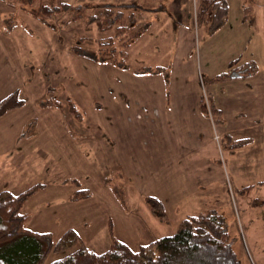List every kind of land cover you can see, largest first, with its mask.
<instances>
[{"label":"crops","instance_id":"0c3cea01","mask_svg":"<svg viewBox=\"0 0 264 264\" xmlns=\"http://www.w3.org/2000/svg\"><path fill=\"white\" fill-rule=\"evenodd\" d=\"M112 2L123 4L100 5H107L110 13L123 8L122 19L129 22L124 50L135 65H107L87 71L86 77L84 55L70 54L61 45L52 51L53 40L46 38L42 44L34 29L28 36L18 26L8 25V12L13 10L0 0V100L16 90L24 101L0 116V179L4 180L0 188L19 193L43 183L23 205L29 214L24 225L48 232L53 241L71 228L87 245L88 240L95 243L93 237L100 233L110 236L111 229L117 239L136 249L162 235L149 234L136 213L123 205L113 191L111 174L130 184L116 188L119 195L160 200L168 222L173 210H184L176 217L178 222L186 215L213 210L215 192L224 189V148L219 140L229 128L222 118L226 100L206 87L191 53L198 0ZM168 34L174 37L171 50L166 46ZM28 37L30 46L33 43L34 50L42 53H35L38 59L29 51L33 49L28 48ZM45 54L58 63L52 66L41 60ZM88 58L107 61L96 53ZM165 60L167 78L137 70L162 67ZM259 89L254 102L264 98V86ZM204 93L217 113L203 111ZM45 98L59 103L40 104ZM30 120L35 121L33 130L20 136ZM241 160L231 158L229 165L244 172L248 168ZM78 188L88 189L90 195L71 199ZM193 205L197 209L191 211ZM116 228L130 232L127 241ZM134 229L139 237H131Z\"/></svg>","mask_w":264,"mask_h":264},{"label":"rangeland","instance_id":"374dc122","mask_svg":"<svg viewBox=\"0 0 264 264\" xmlns=\"http://www.w3.org/2000/svg\"><path fill=\"white\" fill-rule=\"evenodd\" d=\"M112 1L123 0H1L4 5L13 10L8 12L6 21L8 25L18 26L28 36H33L34 29L35 36L42 40V44L46 38L53 40L50 42L52 51L55 45H61L70 54L84 55L86 63L83 71L86 77H88L87 71L92 73V70H101L107 65L114 66L111 61L103 64L106 61L93 62V59L88 58L94 53L99 57L101 51L110 49L109 44L103 43L107 42V37L113 34L112 30L115 26L104 30L102 25L105 26L103 22L107 15L113 14L114 17L117 12L122 14L123 8L110 13L112 10H105L107 5L105 7L100 4H123V2ZM225 1L227 13L224 23L212 32H209L204 25H197L191 52L194 55L195 64L204 73L206 87L222 94L221 101L226 100L222 118L227 120L224 123L229 128L228 133L236 136V139L248 140L241 147V151L239 150L241 153L224 147V189L220 187L219 191L215 192L218 195L213 210L226 218V229L230 237L229 248L234 264H264V98L254 102L259 88L264 86V0ZM43 6L51 8V11H43ZM122 18L123 15L119 18L117 25L127 26L129 22ZM168 35L166 46L171 50L173 36ZM124 36L123 34L122 37ZM30 41L31 37H28V48ZM124 41L125 39L122 38L114 42L112 57L134 66L133 56L125 53ZM30 47L33 50L29 49V51L34 58L42 54L41 51L38 54L37 50H34L33 43ZM42 56L40 59L47 64L50 63L53 66L58 63L48 58L46 54ZM234 60L236 65L247 62L249 69L252 66L253 73L240 79H233L230 84L210 82L211 77L226 71L227 65ZM167 65L168 62L165 60L162 66L168 68ZM79 69H82L81 65ZM206 90L211 93L208 89ZM218 118L221 119L220 116ZM220 142L221 139L219 144ZM231 158L235 160L241 158L248 169L244 172L232 169L229 165ZM253 161L257 163V166L252 165ZM120 179L119 174H111L110 182L113 191L128 210L136 213L135 215L142 221V227L147 229L149 234L156 233L162 236L172 234L178 224L176 217L180 216V212L184 210H173L175 215L172 216V213L168 215L169 222H162L152 215L143 200L144 196L119 195L120 191L115 190L116 188L122 190L124 186L126 188L130 185L127 184L126 179H122L123 181ZM8 180L7 175L5 181ZM130 189L132 190V187ZM196 209L193 205L191 211ZM137 223L135 222L134 225ZM116 229L122 235V239L127 241L126 236H129L130 232L126 228ZM139 236L140 232L134 229L131 237ZM93 240L96 242L87 241L88 248L101 252L108 248L110 236L100 233V236L93 237ZM66 252L51 250L41 264H48Z\"/></svg>","mask_w":264,"mask_h":264},{"label":"trees","instance_id":"16d2710c","mask_svg":"<svg viewBox=\"0 0 264 264\" xmlns=\"http://www.w3.org/2000/svg\"><path fill=\"white\" fill-rule=\"evenodd\" d=\"M43 11L51 8L43 6ZM227 4L225 0H198L196 9V24L204 25L212 32L220 27L226 18ZM122 14L118 12L112 18L105 17L102 28L112 26L113 34L107 37L109 44L101 51L99 58L112 62L114 65L127 68V64L112 57L114 42L122 39L128 25H117ZM110 20V23H109ZM121 20V19H120ZM111 29V28H110ZM105 37V38H106ZM104 38V39H105ZM113 48V49H112ZM235 62V63H234ZM247 62L236 65L230 61L227 70L210 78V82H222L227 79L246 77L253 73L252 66ZM138 71L163 73L166 78L168 68L163 66L139 67ZM253 70V71H252ZM201 99L203 111L210 110L211 115L217 113L210 104L208 95ZM59 103L45 98L40 104ZM24 104L23 99L15 90L0 100V116L11 109ZM72 110H74L71 105ZM30 120L20 136L30 134L34 127ZM247 139H234L228 133L221 136V147L239 148L247 143ZM225 143V145H224ZM79 186L76 180H72ZM264 182V181H263ZM38 182L27 189L13 193L8 188H0V264H41L49 251L66 252L64 255L51 260L48 264H234L229 248L230 237L226 229V218L215 210H205L183 217L172 234L159 236L152 241L130 248L125 242L117 239L111 229L110 243L107 249L95 252L87 247L74 229H67L57 240L53 241L48 232H36L25 227L24 223L29 214L23 211L24 203L41 187ZM86 188H78L70 195L73 200L88 197ZM151 213L162 222H168L162 203L157 198L146 195L143 198ZM231 256H230V255Z\"/></svg>","mask_w":264,"mask_h":264},{"label":"built area","instance_id":"2783aa9c","mask_svg":"<svg viewBox=\"0 0 264 264\" xmlns=\"http://www.w3.org/2000/svg\"><path fill=\"white\" fill-rule=\"evenodd\" d=\"M217 137V136H216Z\"/></svg>","mask_w":264,"mask_h":264}]
</instances>
